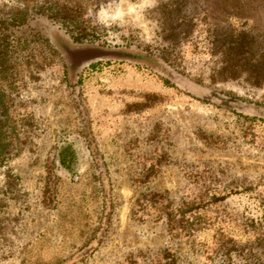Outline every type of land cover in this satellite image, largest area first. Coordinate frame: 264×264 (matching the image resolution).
I'll list each match as a JSON object with an SVG mask.
<instances>
[{
  "label": "rangeland",
  "instance_id": "obj_1",
  "mask_svg": "<svg viewBox=\"0 0 264 264\" xmlns=\"http://www.w3.org/2000/svg\"><path fill=\"white\" fill-rule=\"evenodd\" d=\"M58 1L75 29L35 27L56 52L15 94L0 264H263L264 47L237 36L264 0ZM81 44L129 58L67 73Z\"/></svg>",
  "mask_w": 264,
  "mask_h": 264
},
{
  "label": "trees",
  "instance_id": "obj_2",
  "mask_svg": "<svg viewBox=\"0 0 264 264\" xmlns=\"http://www.w3.org/2000/svg\"><path fill=\"white\" fill-rule=\"evenodd\" d=\"M72 12L58 0H0V167L12 153V143L21 137L23 127L17 125L14 110L15 94L29 80H36L35 75L42 68L40 63L32 70H23L31 58H43L44 51L54 54L56 49L47 38H43L35 27L43 20L51 22L58 30L69 32L75 29L70 19ZM254 37L247 32L237 36L241 42L250 39L264 47V31L254 30ZM256 37V38H255ZM263 49V48H261ZM264 57V51H261ZM67 73L77 72L86 64L102 59L129 58L124 50L105 49L94 45H66L60 55ZM24 71V72H23ZM35 73V75H34ZM16 116V117H15ZM251 256L240 255L229 264H256ZM260 264V263H259ZM264 264V263H263Z\"/></svg>",
  "mask_w": 264,
  "mask_h": 264
},
{
  "label": "crops",
  "instance_id": "obj_3",
  "mask_svg": "<svg viewBox=\"0 0 264 264\" xmlns=\"http://www.w3.org/2000/svg\"><path fill=\"white\" fill-rule=\"evenodd\" d=\"M170 253V252H169ZM171 254V253H170ZM124 255V256H123ZM119 259H118V261H116V262H109V263H107V264H125V260L128 258V256H130V253L129 252H126L125 254H123ZM164 255H166V257H165V259L167 260V262H168V264H172V254L171 255H169V257H168V255L166 254V253H164ZM156 256L157 257H160L159 258V260H160V262L158 263V264H167V263H165V262H161V260H162V252L161 251H158V252H156V253H152L151 254V259H154V260H156ZM174 259H175V257H174ZM163 261V260H162ZM151 264V263H150ZM157 264V263H156Z\"/></svg>",
  "mask_w": 264,
  "mask_h": 264
},
{
  "label": "clouds",
  "instance_id": "obj_4",
  "mask_svg": "<svg viewBox=\"0 0 264 264\" xmlns=\"http://www.w3.org/2000/svg\"><path fill=\"white\" fill-rule=\"evenodd\" d=\"M99 19H100L101 22H106L107 19H108L107 14L102 12L100 14ZM117 19H119V14H116V15L112 16V20H117Z\"/></svg>",
  "mask_w": 264,
  "mask_h": 264
}]
</instances>
